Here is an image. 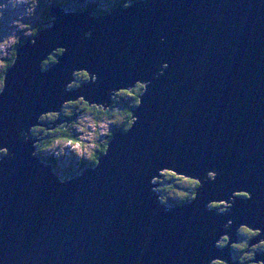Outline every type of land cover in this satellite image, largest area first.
<instances>
[{
  "label": "water",
  "instance_id": "1",
  "mask_svg": "<svg viewBox=\"0 0 264 264\" xmlns=\"http://www.w3.org/2000/svg\"><path fill=\"white\" fill-rule=\"evenodd\" d=\"M49 13L16 47L0 91V264H235L242 224L264 240V0H133L99 15L55 4ZM79 69L88 80L67 88ZM139 80L131 128L115 131L95 165L61 169L33 155L39 138H20L64 102L107 109L114 90ZM161 170L200 181L196 199L161 203L152 182ZM233 191L247 196L229 201ZM224 199L226 214L208 208ZM225 234L229 246L217 247Z\"/></svg>",
  "mask_w": 264,
  "mask_h": 264
},
{
  "label": "trees",
  "instance_id": "2",
  "mask_svg": "<svg viewBox=\"0 0 264 264\" xmlns=\"http://www.w3.org/2000/svg\"><path fill=\"white\" fill-rule=\"evenodd\" d=\"M76 1L68 3L65 0H56L53 2L52 5L58 4L67 10H84L88 7H92L95 15H99V14L106 11V9L101 8V5L99 4L98 1L86 2L84 5L82 3L81 4L78 3V0H76ZM81 2H84V0H82ZM117 3H123V2H122V0H117V2L115 4H117ZM79 6L81 8H78ZM111 9L112 8L110 7V10ZM50 19H51V17H50L49 9H47V10H45V13H44L42 20L35 27V32H34L33 36L37 35L45 27V25L48 23V21ZM26 40L27 39H21V41L19 43L24 42ZM16 46L12 52V55L7 60V65L4 69V71L2 72V74H0V79H1V84H2V86L0 87V91L2 90V87H3L4 73H5L6 69L13 64V61L15 59L16 49H17ZM61 53H62V50H57L52 55H50L49 58L43 63L44 68L47 69V68L51 67L57 61V56L60 55ZM76 76L79 79L80 83H83V82L88 80L87 72H80V75L78 73ZM143 91H144V88L140 84H137L136 88H134L132 90H124V91L119 92L114 97L113 103L111 104V106L108 107L107 109H104L102 106L95 105V104L89 105L88 102H85L82 100L78 101L79 103L76 104L75 109L78 108V109H81L85 113L88 112L92 116L94 115L95 119H97V121L101 120V118L104 117V115H107L110 120H114V118L118 117L117 119L114 120V122H117V124L114 125L115 127L117 126L116 130L117 129L128 130L131 128L132 123H133V120L131 117L132 116V111H131L132 107H130V106L136 107L139 104L140 95L143 93ZM128 93H131V95H128ZM63 111H64V109L62 110V112ZM43 119H46L47 120L46 123H50L49 125H51V122L55 120V116H52L51 114H46V116L44 115ZM49 119L52 121H50ZM72 124H73L72 122L69 124L67 122H64L62 124L57 125L56 128H54V129H48L45 127L44 129L38 130L37 138H39L40 141H39V144L37 145V148L39 149V154H41L40 156L44 161H50L51 160V159H47L48 157L43 155L44 151L54 147L58 142H60L62 140H66V141H76L77 140V137H75L73 135V133L70 132ZM116 130H114L108 136V139L106 140V142L99 143L97 145V147L94 151H96V150H98V151L96 152L95 155L92 156L91 161L89 162L88 165H95L98 162L99 156L104 151H106L108 142L110 141L111 137L113 136V134L115 133ZM53 161H51V162L53 163ZM82 166H84V165H82ZM85 166H87V164H85ZM54 167H55V164H54ZM71 172H72V170L70 169L68 172H66V174H63V177L65 179H67L68 177L76 174L77 171H74V173L73 172L71 173ZM181 178H183V179H181ZM191 180H195V179L188 178L185 176H180V175L174 173L173 171H166L163 173L161 182H159L162 186L159 190L163 191L164 193L163 192H159V193L161 194V196L167 195L166 192L169 193L170 196L167 195V197L169 198V201L167 203L168 205L181 203L178 200H184V201L191 200L193 198V196H195V192L200 185V181H198V180H195L196 181L195 185L189 184L188 181H191ZM182 181H184V183ZM186 183H188V185H185ZM161 189H163V190H161ZM172 192H175V193H173L174 195H172ZM246 195H247V193L242 194L240 196H246ZM172 197H175L178 200H173V199H171ZM250 230H252V229L248 228V232L242 231V233H246V234L250 233L251 236L256 234L255 232L250 231ZM247 247H248V244L244 248H247ZM244 248L242 250L243 253L245 252ZM263 252H264V250H263ZM236 257H238V260L240 261L241 264H247V263L257 264V263L251 262V259L254 258L253 254H250V258L245 257V255H239V254H237ZM223 262L224 261L220 260L218 262H214V264H228L226 262H224V263Z\"/></svg>",
  "mask_w": 264,
  "mask_h": 264
},
{
  "label": "rangeland",
  "instance_id": "3",
  "mask_svg": "<svg viewBox=\"0 0 264 264\" xmlns=\"http://www.w3.org/2000/svg\"><path fill=\"white\" fill-rule=\"evenodd\" d=\"M54 1L56 0H0V4L7 5V9H0V11L4 12L3 18L0 19V43H2L8 36H12L13 34L15 35L18 41L12 47H9L7 49H0V61L3 62L2 66H0V74H2V72L4 71L7 65V60L12 55V52L15 46L16 45L18 46L19 44L22 43V42L19 43L21 39H28V37L30 38L33 36L35 32V27L42 20L45 10L49 9V7L53 4ZM65 1L68 3H71L76 0H65ZM81 1L82 0H78V3L80 4L82 3L83 5L86 2L98 1L99 4L101 5V8L106 9L107 11H110V6L114 3L115 0H84V2H81ZM78 8H81V7L79 6ZM76 74L74 76L76 77L75 78L76 80H72L70 82V85H71L70 87L81 86V83L79 82V79L77 78ZM79 75H80V72H79ZM137 83L130 90L136 88ZM1 86L2 84H1V79H0V87ZM121 91L123 90H119L113 93V96H112L113 99ZM78 101H81L80 97L76 101L64 102L63 103V109H64L63 113H58L57 111H55L54 113L53 112L48 113V114H51L52 116H55V120L60 116L64 118L74 119L72 122L73 124L70 129V132L73 133L75 137H77V140H76L77 144L65 142L66 140H62L58 142L54 147L46 151L47 153H49L51 150H64V149L74 151L75 153L70 152L72 153L70 159L68 158V155L64 156V158H67L71 161L72 166H74L76 159H85L91 156V154L94 152V150L96 149L99 143L106 142V140L108 139V136L114 130H116L117 126L115 127L114 125H116L117 122H114V120L118 118L117 117V118H114V120H110L107 115H104V117H102L101 120L97 121L94 115L92 116L88 112L85 113L81 109H78V108L75 109L76 104L79 103ZM46 121H47L46 119L42 118L40 120V123H44ZM44 128L45 127L42 124L38 125V130L44 129ZM77 145H79V147ZM56 154L58 153L56 152ZM58 156H61V155L58 154ZM160 172L164 173L166 172V170H161ZM213 175L216 177L215 173H213ZM161 179L162 178H155V182H161ZM182 182L184 183V181ZM185 185H188V183H186ZM161 187L162 186L160 184L157 188H161ZM166 193L168 196H170L168 192ZM173 193L175 192H172V195H174ZM242 194H245V193L233 191L231 197L233 198H235V196L239 197ZM229 203L231 202H227L226 199H224V202L212 201L213 206L214 205L219 206L216 208L217 210L227 208L229 206ZM255 231L258 232L259 230H255ZM259 233L260 232H258V234ZM222 236L223 235H221L220 238ZM225 243H226V246H229V243H230L229 238ZM236 243L237 242L234 241L231 245H236ZM248 256H250V254H248Z\"/></svg>",
  "mask_w": 264,
  "mask_h": 264
},
{
  "label": "clouds",
  "instance_id": "4",
  "mask_svg": "<svg viewBox=\"0 0 264 264\" xmlns=\"http://www.w3.org/2000/svg\"><path fill=\"white\" fill-rule=\"evenodd\" d=\"M122 2H123V7H124L125 9L131 7L132 4H133V0H122ZM0 9H7V5L0 4ZM3 16H4V12H3V11H0V19H2ZM86 35L90 37V36H91V33H87ZM17 42H18V41H17V39H16V37H15L14 34H13L12 36H8V37H7L2 43H0V49H7V48H9V47H12V46H14ZM32 43L34 44L35 41H32ZM161 43H164V38H163V37H161ZM130 62H131V61H130ZM2 64H3V62L0 61V66H2ZM165 64H167V63H165ZM40 69H41V71H43V72H46V71H47V69H45V68L43 67V64H42V63L40 64ZM76 72H77V70H75V71L72 73V75L75 76ZM160 74L162 75V73H160ZM148 83H150V82H144V84H147V85H148ZM70 86H71V85H70V83H69V84L67 85V88L70 87ZM115 92H116V91L114 90L113 93H115ZM130 107H132V109L137 108V107H135V106H130ZM42 118H44L43 114L40 115L39 120H41ZM125 131H126V129H125ZM37 134H38V124L34 125L30 130H25L24 132H22L20 138H21L24 142H28V140H29L30 138H37ZM65 142H70V143H73V144H77L76 141H65ZM38 144H39V140L36 139V143H35L36 151L33 153L34 156L41 155V154H39V149L37 148V145H38ZM77 146L79 147V145H77ZM13 155H14V154L12 153L11 155L6 156V157H11V156H13ZM93 167H94V166H93ZM213 173H216V174L219 175V173L216 172V171H210V172L207 173V177H208V178L212 177L211 180L215 181V176L213 175ZM181 179H183V178H181ZM198 179H199V178H198ZM152 182H153L154 184H156V182H155V177L153 178V181H152ZM188 183H189V184H192V185H195V184H196V181H195V180H191V181H188ZM159 189H160V188H156V189H153V191L163 192V191H160ZM250 198H251V197H250ZM171 199H173V200H178V199H176L175 197H172ZM195 199H196V197L193 196V198H192L191 200H188V201L178 200V201L181 202V203H191V202L194 201ZM159 200L161 201V203L167 204L168 201H169V198L167 197V195H164V196H160V197H159ZM231 200H232L233 202L235 201L233 197H231ZM232 207H233V203H229V206H228L227 208H225V209H219V210L221 211V213H225V214H226V213L228 212V210H229L230 208H232ZM208 208H210V209H215V208L213 207V205H212V201L208 204ZM232 224H233V221H232V220H229L228 223L224 226L225 229L230 228V227L232 226ZM241 227H242V231H244V232H248V228H247V227H243V224L241 225ZM210 235H211V233H210ZM227 240H228V235L225 234V235H223L219 240L216 241V246L219 247V248H225V247H227V246H226V243H225ZM261 244H264V240L261 241ZM257 246H259V245H257ZM233 247H241V248H242V247H246V245H244V244H238V245H233ZM218 261H219V259H215V260H213V261L211 262V264H214V262H218Z\"/></svg>",
  "mask_w": 264,
  "mask_h": 264
},
{
  "label": "flooded vegetation",
  "instance_id": "5",
  "mask_svg": "<svg viewBox=\"0 0 264 264\" xmlns=\"http://www.w3.org/2000/svg\"><path fill=\"white\" fill-rule=\"evenodd\" d=\"M116 2L117 1L115 0L114 3L110 7L113 8L114 6H117L119 4H123V3H117V4H115ZM97 151L98 150L94 151L91 154V156H89V157H87L85 159H76L75 160V164H74L75 168L80 169L82 167V165H85V164L88 165L89 162L91 161L92 156L95 155ZM241 229L242 228H240L239 233H238V239L236 241L237 242L236 245H238V244L247 245L248 244V247L247 248H244V247L241 248V247H233L232 246V252H231V260H232V263L241 264L240 261L238 260V257H236L237 254H239V255H245V257H249V258H250V256H248V254H253L254 255V258L251 259V262H254V263H257V264H261V263H259V262L256 261V257L258 255H261L262 252H263V250H264V244H261L262 239L261 240L258 239V237H257L258 232L257 231L250 230V231H253V232L256 233L253 236H251L250 233H248V234L242 233V230ZM256 237H257V240L254 243L251 244V241L253 239H256ZM257 245H259V246H257ZM243 248L245 249L244 250L245 251L244 253L242 252ZM226 263L229 264V262H226ZM247 264H249V263H247Z\"/></svg>",
  "mask_w": 264,
  "mask_h": 264
},
{
  "label": "bare ground",
  "instance_id": "6",
  "mask_svg": "<svg viewBox=\"0 0 264 264\" xmlns=\"http://www.w3.org/2000/svg\"><path fill=\"white\" fill-rule=\"evenodd\" d=\"M79 72H82V70L79 69V70L77 71V74H78ZM77 74H76V75H77ZM75 78H76V77H75ZM75 78H74V80H76ZM139 83H140V80H139ZM51 112H52V111H51ZM39 123H40V122H37L36 124H39ZM54 154H55L56 156L58 155V154H56V153H54ZM64 160L66 161L65 158H64ZM229 201H232V200L230 199ZM223 263H224V262H223Z\"/></svg>",
  "mask_w": 264,
  "mask_h": 264
},
{
  "label": "snow or ice",
  "instance_id": "7",
  "mask_svg": "<svg viewBox=\"0 0 264 264\" xmlns=\"http://www.w3.org/2000/svg\"><path fill=\"white\" fill-rule=\"evenodd\" d=\"M128 95H131V93H128ZM4 157H6V154H5ZM213 207H214V208H217V207H219V206H218V205H214Z\"/></svg>",
  "mask_w": 264,
  "mask_h": 264
}]
</instances>
